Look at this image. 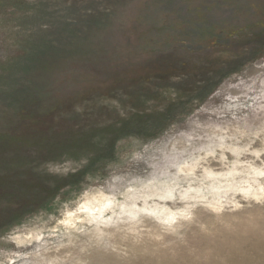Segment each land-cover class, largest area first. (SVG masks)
Wrapping results in <instances>:
<instances>
[{
    "label": "rangeland",
    "instance_id": "374dc122",
    "mask_svg": "<svg viewBox=\"0 0 264 264\" xmlns=\"http://www.w3.org/2000/svg\"><path fill=\"white\" fill-rule=\"evenodd\" d=\"M14 5L0 7V264H264V0ZM37 29L65 55L25 73Z\"/></svg>",
    "mask_w": 264,
    "mask_h": 264
},
{
    "label": "trees",
    "instance_id": "16d2710c",
    "mask_svg": "<svg viewBox=\"0 0 264 264\" xmlns=\"http://www.w3.org/2000/svg\"><path fill=\"white\" fill-rule=\"evenodd\" d=\"M20 0H0V7L4 8L6 6H12L14 7V4H18ZM23 6V4H19ZM15 8V7H14ZM27 12L21 13L23 14ZM59 20V19H58ZM64 21V20H62ZM66 21V20H65ZM55 34H58V37H60L61 32L64 31L65 24L60 22L57 23ZM32 24L30 22H27L26 24L20 23V28L24 31H26L27 26H31ZM44 34V36H43ZM44 30H38L33 34V39H28L27 44L28 46L25 47L24 52L25 55L23 56V62H22V70L23 72L27 73L30 71L32 66L36 65V63H41V61L50 60V59H56L59 58L60 55H65V49L57 47L59 43H61L58 39L51 40ZM53 39V38H52ZM59 42V43H58ZM60 54V55H59ZM59 55V56H58ZM46 62V61H45ZM186 64V62L180 63L178 68L179 75H187V74H201L202 73V67L200 65H197L195 63ZM10 78H7V80ZM12 97H16V95H20L19 90L11 89ZM39 188V187H38ZM21 208V207H20Z\"/></svg>",
    "mask_w": 264,
    "mask_h": 264
},
{
    "label": "bare ground",
    "instance_id": "6f19581e",
    "mask_svg": "<svg viewBox=\"0 0 264 264\" xmlns=\"http://www.w3.org/2000/svg\"><path fill=\"white\" fill-rule=\"evenodd\" d=\"M84 203H85V202H84ZM84 203H83V205H84ZM81 204H82V203H81ZM85 204L87 205V203H85ZM99 204H100V203H99ZM99 204H98V205H99ZM88 205H89V204H88ZM102 205H103V204H102ZM84 206H85V205H84ZM90 206H91V205H90ZM99 206H100V205H99ZM103 206H104V205H103ZM103 206H102V207H103ZM87 207H88V206H87ZM87 207H86V208H87ZM94 207H95V206H94ZM100 207H101V206H100ZM107 207H108V206H107ZM81 208H82V205H81ZM83 208H84V210H85V207H83ZM88 208H89V207H88ZM90 208H92V207H90ZM97 208H99V207H97ZM97 208H96V209H97ZM94 209H95V208H94ZM94 209H93V211H95ZM99 209H100V208H99ZM105 209H107V208H105ZM77 210L81 211V210H83V209L80 210V209L78 208ZM77 210H76V211H77ZM88 210L90 211V209H88ZM89 211H88V212H89ZM96 211H97V210H96ZM96 211H95V213H94V212L92 213V217H93V218H97V219H99V216H100V215H103L102 213L105 212V210L102 212L101 209H100L99 211H97V212H96ZM106 211H107V210H106ZM81 212H82V211H81ZM91 212H92V211H91ZM155 212H156V211H155ZM75 213H76V212H75ZM83 213H84V212H83ZM86 213H87V210H86ZM157 213H158V212H156V216L158 215ZM67 214H68V213H66V216H67ZM78 214H79V213H78ZM80 214H81V213H80ZM68 215L70 216V214H68ZM88 215H89V213H88ZM104 215H105V214H104ZM104 215H103V216H104ZM69 216L66 217V218H69V219H70L71 217H69ZM73 216L77 217L78 215L76 216V215H74V213H73ZM73 216H72V217H73ZM84 216L86 217V214H85ZM90 216H91V213H90ZM75 217H74V218H75ZM80 217H82V216H80ZM88 218L91 219V217H88ZM72 219H73V218H72ZM77 219H79V218H77ZM80 219H81V218H80ZM70 220H71V219H70ZM74 220H75V219H74ZM88 220H89V219H88ZM68 221H69V220H68ZM78 221H79V220H78ZM100 221H101V220H100ZM69 222H70V221H69ZM96 222H97V220H96ZM71 223H72V222H71ZM79 223H80V222H79ZM65 224H66V223H65ZM244 240H245V239H244ZM258 250H259V249H258ZM259 254H260V253H259ZM227 256H229V255H227ZM227 256H224L223 259L219 262V264H222V263L226 260V257H227ZM232 259H233V258H232ZM228 260H229L230 262L233 261V260H230V259H228ZM209 263H212V261H211V260H206L204 264H209ZM232 264H233V263H232Z\"/></svg>",
    "mask_w": 264,
    "mask_h": 264
}]
</instances>
